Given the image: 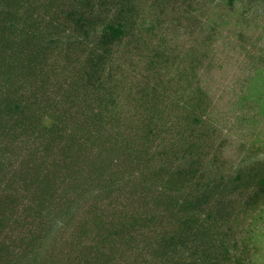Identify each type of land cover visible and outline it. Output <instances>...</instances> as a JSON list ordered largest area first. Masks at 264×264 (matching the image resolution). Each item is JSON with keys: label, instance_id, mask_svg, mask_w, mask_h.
Instances as JSON below:
<instances>
[{"label": "trees", "instance_id": "1", "mask_svg": "<svg viewBox=\"0 0 264 264\" xmlns=\"http://www.w3.org/2000/svg\"><path fill=\"white\" fill-rule=\"evenodd\" d=\"M216 1L0 0V264H254L264 157L212 114Z\"/></svg>", "mask_w": 264, "mask_h": 264}, {"label": "rangeland", "instance_id": "2", "mask_svg": "<svg viewBox=\"0 0 264 264\" xmlns=\"http://www.w3.org/2000/svg\"><path fill=\"white\" fill-rule=\"evenodd\" d=\"M207 11L223 20L204 82L215 122L229 137V160L236 164L250 150L264 157V0H235L233 7L217 0ZM253 228V263L264 264V209Z\"/></svg>", "mask_w": 264, "mask_h": 264}]
</instances>
